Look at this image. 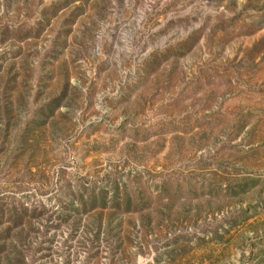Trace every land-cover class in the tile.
Wrapping results in <instances>:
<instances>
[{"label": "rangeland", "instance_id": "1", "mask_svg": "<svg viewBox=\"0 0 264 264\" xmlns=\"http://www.w3.org/2000/svg\"><path fill=\"white\" fill-rule=\"evenodd\" d=\"M0 264H264V0H0Z\"/></svg>", "mask_w": 264, "mask_h": 264}]
</instances>
